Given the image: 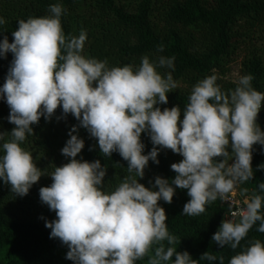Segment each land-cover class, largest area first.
Here are the masks:
<instances>
[{"label": "clouds", "instance_id": "obj_1", "mask_svg": "<svg viewBox=\"0 0 264 264\" xmlns=\"http://www.w3.org/2000/svg\"><path fill=\"white\" fill-rule=\"evenodd\" d=\"M48 11L50 15L20 19L11 42L7 35L0 39V57L13 55L0 99L6 101L7 119L14 125L10 132L0 131V180L23 197L41 176H51V185L39 189L41 202L56 214L45 227L51 229L50 238L67 246L66 259L73 264H136L146 256L148 264H198L188 251H177L178 238L169 233L166 211L158 202L171 204L176 188L186 189L190 199L182 214L195 217L231 192L235 182L253 179V146H264V130L257 123L264 92L253 87L251 74L239 76L229 92L212 74L192 87L183 110L178 105L162 110L157 105L168 103L167 93L178 83L171 72L157 69L174 70V56L151 60L144 55L138 66L110 67L107 60L83 54L84 30L66 36L61 4L50 5ZM5 23L0 17V26ZM163 50L160 44L157 52ZM58 108L62 117L71 114L79 124L71 127L61 149L69 161L47 174L22 142L34 134L32 125L41 117L50 121ZM79 127L97 141L104 156L118 152L134 176H126L112 192L103 191L107 168L99 159L76 158L85 146L74 134ZM142 133L153 144L147 154ZM6 135L11 139L5 140ZM161 148L183 159L171 164L174 178L156 176L153 188L146 187L139 181L149 160L159 164ZM259 188L264 190V182ZM262 206L264 196L254 195L245 208L231 213L239 220L223 219L211 240L220 249L235 250L256 222L257 231L264 233ZM217 259L224 264L223 255L217 258L209 251L199 258ZM229 264H264V242L254 240Z\"/></svg>", "mask_w": 264, "mask_h": 264}, {"label": "trees", "instance_id": "obj_2", "mask_svg": "<svg viewBox=\"0 0 264 264\" xmlns=\"http://www.w3.org/2000/svg\"><path fill=\"white\" fill-rule=\"evenodd\" d=\"M57 3L65 9L61 22L66 36H78L84 30L87 40L83 54L107 60L110 67L138 66L144 55L151 60L161 55L175 57L174 70L157 69L162 74L171 72L178 83L177 89L167 93L168 103L157 105L162 110L176 105L183 110L192 87L208 75L218 76L217 83L223 91L233 90L235 81L225 80L222 75L227 70V58L231 59L240 48L245 52L240 76L253 75V87L264 92V0H0V17L6 20L0 26V31H4L0 32V39L7 35L11 42L12 31L20 19L50 15L49 6ZM160 44L164 45L163 52H157ZM12 59L11 53L0 57V85L5 81ZM9 112L8 105L0 107V121H4L8 128L5 132L14 127L8 122ZM57 117H62L60 108L50 121L41 117L38 124L32 125L34 134L22 142V147L32 154L37 166L47 174L69 161L70 158L61 154V149L69 139L71 127L79 124L71 114L59 120ZM259 125L264 130V107L261 108ZM74 134L85 142L76 158L90 162L99 159L107 168L103 191L112 192L126 176H134V173H128L127 161L118 152L111 157L100 153L97 141L86 129L79 127ZM9 139L10 135H6L5 140ZM141 140L147 154L153 147L150 136L142 133ZM252 155L253 179L238 181L240 195L249 200L254 195L264 196V190L259 188L264 182V168H258L264 164V146L254 145ZM180 159L179 154L161 148L159 164L149 160L139 182L153 188L156 176L174 178L171 164ZM150 180L153 183H149ZM51 183V176L43 175L28 194L21 197L13 194L11 186L0 180V264H73L66 259L67 246L58 238H50L51 229L45 227L46 221L56 219V214L41 202L39 189ZM189 199L186 189L176 188L171 204L162 199L158 203L166 211L169 233L178 238L174 245L177 251H188L198 264H219V259L214 262L199 260L206 251L217 258L223 255L224 264H229L233 255L254 240L264 242V233L257 231L258 221L237 249L230 246L220 249L211 240L212 235L223 219L238 221L239 217L231 215V205L224 198L206 205L205 212L199 216H186L182 211ZM261 211L264 213V206ZM164 243L167 248V242ZM136 264H148V257L137 260Z\"/></svg>", "mask_w": 264, "mask_h": 264}, {"label": "rangeland", "instance_id": "obj_3", "mask_svg": "<svg viewBox=\"0 0 264 264\" xmlns=\"http://www.w3.org/2000/svg\"><path fill=\"white\" fill-rule=\"evenodd\" d=\"M245 52L242 51V49H238L234 55L230 58H227L226 60V63H225V66L227 68L226 70V73L222 75V78L225 79V80H229V81H236L238 80L241 72V68H242V65H241V62H242V58L244 56ZM2 86V85H0ZM2 106H7V103L4 99H0V107ZM7 124L4 122V121H0V131H4V130H7L8 128L6 127ZM2 141H0V144H1ZM170 150V149H169ZM170 152H172L170 150ZM182 160L183 157L180 156ZM232 161H229V163H231ZM229 194L232 197H229L228 195H226V197L228 198L229 201H234L235 203L238 202L240 200L241 197H243L242 195H240L239 193V185H238V181L235 182V185L233 187V189L231 190V192H229ZM248 202V199H243V203H247ZM234 220V219H233Z\"/></svg>", "mask_w": 264, "mask_h": 264}, {"label": "built area", "instance_id": "obj_4", "mask_svg": "<svg viewBox=\"0 0 264 264\" xmlns=\"http://www.w3.org/2000/svg\"><path fill=\"white\" fill-rule=\"evenodd\" d=\"M226 195H228L229 197H232V198H233V196H231L229 193L226 194ZM226 195H225L224 199H225V200L231 205V213L234 212V211H238V210L243 209V208L246 207V204L243 203V199H244V198H245V199H248L246 196L241 197L240 200H239L238 202L235 203L234 201H232V202L229 201L228 198L226 197ZM233 199H234V198H233ZM248 201H249V199H248ZM233 206H236V208L234 209ZM232 218H233V217H232Z\"/></svg>", "mask_w": 264, "mask_h": 264}, {"label": "water", "instance_id": "obj_5", "mask_svg": "<svg viewBox=\"0 0 264 264\" xmlns=\"http://www.w3.org/2000/svg\"><path fill=\"white\" fill-rule=\"evenodd\" d=\"M262 105H264V101H262ZM260 116H261V110H260V112H259V114H258V117H257V123L259 124V118H260Z\"/></svg>", "mask_w": 264, "mask_h": 264}]
</instances>
